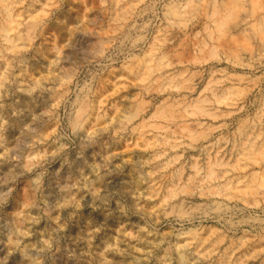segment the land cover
<instances>
[{
	"label": "clouds",
	"instance_id": "1",
	"mask_svg": "<svg viewBox=\"0 0 264 264\" xmlns=\"http://www.w3.org/2000/svg\"><path fill=\"white\" fill-rule=\"evenodd\" d=\"M0 264H264V0H0Z\"/></svg>",
	"mask_w": 264,
	"mask_h": 264
}]
</instances>
